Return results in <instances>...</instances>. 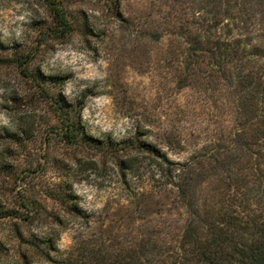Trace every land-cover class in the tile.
I'll return each instance as SVG.
<instances>
[{
  "label": "rangeland",
  "instance_id": "1",
  "mask_svg": "<svg viewBox=\"0 0 264 264\" xmlns=\"http://www.w3.org/2000/svg\"><path fill=\"white\" fill-rule=\"evenodd\" d=\"M49 1L73 22L70 35L47 36L53 26L48 0H0V264H63L80 240L101 229L114 236L126 226L173 231L180 224V210L153 205L156 213L143 222L126 221L129 194L117 158L50 135L56 118L33 82L9 61L13 54L30 57V73L60 78L56 92L71 104L81 102L80 121L92 139L121 141L139 133L169 160L183 162L214 129L212 111L191 88L177 89L168 67L176 37L166 31L163 16L172 0H121L122 13L135 24L133 34L119 30L107 0ZM9 134H19L20 142ZM138 161L139 172L126 175L129 186L148 181L147 160ZM64 194L88 223L68 213ZM47 238L55 239L58 251L41 243Z\"/></svg>",
  "mask_w": 264,
  "mask_h": 264
},
{
  "label": "trees",
  "instance_id": "2",
  "mask_svg": "<svg viewBox=\"0 0 264 264\" xmlns=\"http://www.w3.org/2000/svg\"><path fill=\"white\" fill-rule=\"evenodd\" d=\"M172 1L163 16L166 31L176 37L168 67L177 89L191 88L202 98L214 125L210 140L183 162L169 160L139 133L121 141L92 139L80 121L81 102L71 104L56 92L63 85L60 78L30 73L29 56L15 53L9 60L54 114L58 125L50 135L70 147L101 149L117 158L129 194V224L155 214L150 205L180 210L173 231L170 226H126L122 235L112 236L101 229L80 240L63 264H264V0ZM107 2L119 30L137 33L121 11V0ZM48 4L53 26L47 36L70 35L75 27L71 19L61 7ZM8 137L20 142L19 134ZM174 144L180 149L181 142ZM174 144L164 145L173 151ZM141 156L147 160L143 174L148 181L129 186L126 175L139 172ZM70 197H60L68 213L88 223ZM54 241L41 243L58 251Z\"/></svg>",
  "mask_w": 264,
  "mask_h": 264
}]
</instances>
